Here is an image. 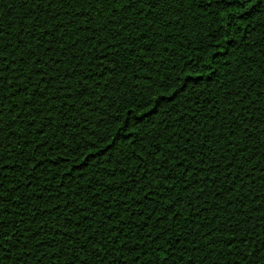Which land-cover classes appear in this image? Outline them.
Listing matches in <instances>:
<instances>
[{
  "label": "trees",
  "instance_id": "trees-1",
  "mask_svg": "<svg viewBox=\"0 0 264 264\" xmlns=\"http://www.w3.org/2000/svg\"><path fill=\"white\" fill-rule=\"evenodd\" d=\"M149 2L0 0V222L12 264H71L81 245L84 258L106 257L88 264H136L137 248L140 264H159L157 245L173 258L168 264H264V5L228 28L224 13L238 7L158 0L149 9ZM164 81L187 90L165 103ZM161 93L159 114L129 128L148 155L117 137L82 179H69L85 146L103 149L117 120ZM189 137L202 162L197 156L173 169L171 161L146 178L137 170L179 154ZM41 142L47 147L37 151ZM189 165L193 173L182 175ZM169 237L179 241L174 252Z\"/></svg>",
  "mask_w": 264,
  "mask_h": 264
},
{
  "label": "snow or ice",
  "instance_id": "snow-or-ice-1",
  "mask_svg": "<svg viewBox=\"0 0 264 264\" xmlns=\"http://www.w3.org/2000/svg\"><path fill=\"white\" fill-rule=\"evenodd\" d=\"M140 2L141 6L143 7V3L142 0H130V3L134 4ZM211 2V0H210ZM245 2L246 0H215L216 6L219 7L221 4L224 5V7L228 10H231L233 8H239L240 11L239 12H232V11H227L224 13L225 17H226V27L231 28L233 22L236 19H245V16L247 15L248 18H250L251 16L256 15V9L261 6L264 5V0H252L251 3H248L247 6H245ZM158 0H150L148 7L149 9H152L153 7H158ZM143 14V13H141ZM247 26V25H246ZM223 30V28L221 29ZM3 35V29L0 28V36ZM246 39V38H245ZM103 43V42H102ZM105 47H107V45L105 44ZM219 51H224V49H219ZM35 55V53H33V56ZM211 55L213 56V58H215L216 56V52H212ZM105 59L107 58L106 56L104 57ZM38 59V58H37ZM97 59H100V57H97ZM35 62V61H34ZM103 70V69H101ZM37 75L41 76V80H43V74L42 73H37ZM209 75H211V73H209ZM162 87H164L165 89H171V91H168L166 94V99H165V103L171 104L173 103L177 97L179 96L180 92L182 90H187V85L186 84H180V87H175L173 85V83L168 82V81H164L161 82ZM165 97V93H161V96H158L156 98V102H152V101H145L142 104V107L144 108V111H139L136 110L138 112L137 115H133V110H129L123 117L124 123H120L118 120L116 121L117 124H119V127L117 129V133L107 139H102L100 142L104 145L103 149H95V151H88V147L85 146L83 148V152H86L87 155H80L78 156V158L76 159V163L73 164V166L71 168L68 169V173H69V179L72 181H75L77 178H83V176L86 174L85 173V168L89 167L91 164L92 160L98 159L96 153L100 152L103 155H107L109 152L115 150V143H118L119 141L117 140V137H121L126 144H128L129 146H131L133 148L134 151H142L144 152L146 155L149 154V149L147 146L143 145V138H139L134 136V134L132 132L129 131V128H135L136 124L140 123L143 124L144 121L146 119L149 118V115L152 113H158V109L159 107H162V104H159L158 102ZM30 98V97H29ZM2 117H3V113L0 112V123H2ZM152 122V121H150ZM125 125H127V127H125ZM145 127H147V125H145ZM40 135H43V130H38ZM235 130L234 129H230L229 130V135L231 136H235ZM23 139V137H22ZM179 139L183 140V137H180ZM165 143H170V141L166 140ZM39 147H47L46 143L41 142L40 144L37 145V151L39 149ZM93 147H95V142H93ZM177 148L180 149L179 154H172L171 152L163 157L162 159H159L157 161V163L155 164V169H149L147 167V165H138L137 166V170L142 172V174L145 175V178L147 176V173L152 172L154 170H158V169H162L167 163L171 162V161H175V163H173V169L176 168H180V169H185L186 165H188L189 160L195 162L197 159V156H199L200 161L202 162L205 158V154L203 151L201 150H197L196 154L193 155L191 151H189V148H196V146L194 144H192L191 138L189 137V139L187 140V142L184 144V146L182 148H180V145L176 146ZM160 151L159 149H156L155 147L152 148L151 151V155L152 156H160ZM80 152V149H77V152H74L73 155L76 156L77 153ZM183 157V158H182ZM28 163H30L32 165L33 169H37V168H43L44 165L40 162V161H35L33 162L31 159H29ZM67 163V161H66ZM231 163V162H230ZM81 165V167H76V165ZM217 165L214 163L212 166L213 170L215 169ZM75 171L76 173H78V177L77 176H72L71 173ZM200 169H197L196 172L197 174L199 173ZM193 173V167L191 165H189L186 168V171L184 173H182V175H187V174H192ZM165 175L169 176V183L171 184V181L175 179V177L171 176L170 173H165ZM156 179H160V177H155ZM132 185H138L140 184V180H134L131 181ZM2 183H0V187H2ZM184 186H185V190L187 188V184L186 182H184ZM174 185L172 186V188H170L169 190H173L174 189ZM144 190V195L145 197L149 196V190H147V186L145 185L143 187ZM152 196H155L156 193H151ZM176 202L179 203L180 198L177 197ZM169 211H171V208H169ZM129 215H131V211L129 210ZM153 215V213L149 214L148 219H151V216ZM172 215H176L175 212H172ZM83 219V217H82ZM159 220V218H158ZM115 230V228L113 229ZM121 234L123 235V237L125 238V243H127V239H126V233H123V229H120ZM7 235L6 232H4L3 230V225L2 222H0V264H12V260H11V248L6 246V241L4 239V237ZM15 235V233H14ZM164 236H167L168 233L164 232L163 233ZM157 236H160V233H157ZM150 240L152 243H155V238L151 237V234H149ZM169 239L171 240V243H169L168 247L170 249H172V251L174 252L175 249V245L177 243H179L178 240H174L171 237H169ZM228 239H230L232 241V243L227 244V247L229 248V250L231 251L233 244H237L238 246V241L236 240V238L233 237H229ZM85 240H89V237L85 236ZM240 240H244V237H241ZM138 243L141 244L142 247L146 248L147 247V241H144L143 237H141L138 241ZM20 241H17V244H19ZM24 245H27V240L25 239L24 241ZM100 249H97L95 246L93 247V251H99ZM159 250L162 255L159 257V264H168V261L170 259H173L172 257L169 256L168 252H166L162 246L157 245L156 247L153 248V252ZM80 255L77 256H73L70 258L71 264H88L89 259H106V257H88V258H84V253L88 251V249L84 246L81 245L80 248L77 250ZM129 253L132 251V249H128ZM135 251L137 252V256L133 257V259L136 261V264H140V260H139V256L141 255V251L139 248L135 249ZM143 255H148L147 251H144L142 253ZM18 264H20V262H18ZM23 264H26V262H23Z\"/></svg>",
  "mask_w": 264,
  "mask_h": 264
}]
</instances>
